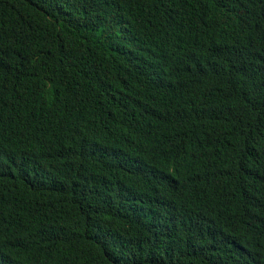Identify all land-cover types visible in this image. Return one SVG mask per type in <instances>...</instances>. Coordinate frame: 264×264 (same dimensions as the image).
<instances>
[{"label": "trees", "instance_id": "obj_1", "mask_svg": "<svg viewBox=\"0 0 264 264\" xmlns=\"http://www.w3.org/2000/svg\"><path fill=\"white\" fill-rule=\"evenodd\" d=\"M0 264H264V0H0Z\"/></svg>", "mask_w": 264, "mask_h": 264}]
</instances>
